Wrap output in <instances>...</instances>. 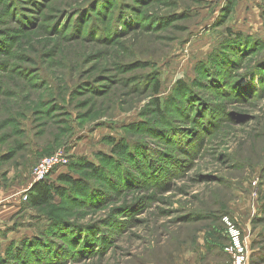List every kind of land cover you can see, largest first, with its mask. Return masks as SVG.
<instances>
[{
	"label": "rangeland",
	"instance_id": "374dc122",
	"mask_svg": "<svg viewBox=\"0 0 264 264\" xmlns=\"http://www.w3.org/2000/svg\"><path fill=\"white\" fill-rule=\"evenodd\" d=\"M225 217L264 243V0H0V264H233Z\"/></svg>",
	"mask_w": 264,
	"mask_h": 264
},
{
	"label": "built area",
	"instance_id": "2783aa9c",
	"mask_svg": "<svg viewBox=\"0 0 264 264\" xmlns=\"http://www.w3.org/2000/svg\"><path fill=\"white\" fill-rule=\"evenodd\" d=\"M68 164V156L64 150H60L53 156L43 160L33 174V182L45 181L53 170L58 166H65ZM25 196V200H27ZM227 225V233L230 244L225 249L226 253L231 257L233 264H247L248 262V250L242 238L241 230L230 221L228 217L224 219Z\"/></svg>",
	"mask_w": 264,
	"mask_h": 264
},
{
	"label": "trees",
	"instance_id": "16d2710c",
	"mask_svg": "<svg viewBox=\"0 0 264 264\" xmlns=\"http://www.w3.org/2000/svg\"><path fill=\"white\" fill-rule=\"evenodd\" d=\"M242 36V35H241ZM238 37V36H237ZM124 147L123 145H121ZM118 147L116 146V149ZM85 167L91 172H97L98 166L92 162H87ZM58 181L60 183H66L69 188H75L76 190H83L85 183L74 176L68 174H62L59 176ZM66 189L58 184L50 183L47 181L34 184L28 195V204L33 208H42L49 206L56 197L65 198ZM1 250V245H0Z\"/></svg>",
	"mask_w": 264,
	"mask_h": 264
},
{
	"label": "crops",
	"instance_id": "0c3cea01",
	"mask_svg": "<svg viewBox=\"0 0 264 264\" xmlns=\"http://www.w3.org/2000/svg\"><path fill=\"white\" fill-rule=\"evenodd\" d=\"M260 230V229H259ZM254 233H249L248 240L249 243H251V246L249 244L246 245L247 250H248V262L247 264H264V243L261 245L254 240ZM255 243V244H254ZM219 252V251H218ZM221 253V252H220ZM219 254H214L212 255H204L200 256L199 261L196 259H193L192 263L188 264H225V261L222 255ZM225 257V256H224Z\"/></svg>",
	"mask_w": 264,
	"mask_h": 264
}]
</instances>
